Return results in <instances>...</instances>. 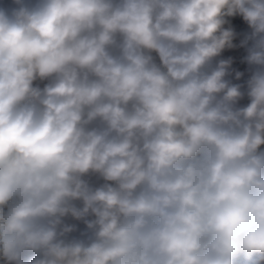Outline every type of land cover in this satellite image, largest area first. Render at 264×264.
Returning a JSON list of instances; mask_svg holds the SVG:
<instances>
[{
	"label": "clouds",
	"instance_id": "9594fccd",
	"mask_svg": "<svg viewBox=\"0 0 264 264\" xmlns=\"http://www.w3.org/2000/svg\"><path fill=\"white\" fill-rule=\"evenodd\" d=\"M0 264H264V0H0Z\"/></svg>",
	"mask_w": 264,
	"mask_h": 264
}]
</instances>
